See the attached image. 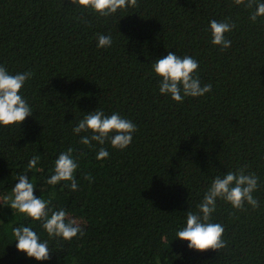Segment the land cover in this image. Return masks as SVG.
Returning a JSON list of instances; mask_svg holds the SVG:
<instances>
[{"label": "trees", "instance_id": "trees-1", "mask_svg": "<svg viewBox=\"0 0 264 264\" xmlns=\"http://www.w3.org/2000/svg\"><path fill=\"white\" fill-rule=\"evenodd\" d=\"M137 4L103 17L69 0H0V66L32 73L20 94L33 113L0 126V240H14L15 227L63 240L10 208L19 175L51 211L80 224L84 235L72 240H180L186 213L198 212L213 179L245 166L259 177V207L236 210L218 198L211 221L224 226V240H264V16L251 21L254 9L234 0ZM211 20L235 24L229 48L211 43ZM97 34L112 45L97 47ZM168 52L196 59L201 85L212 90L180 103L161 94L152 66ZM95 109L136 124L126 149L80 143L90 133L73 128ZM100 147L107 159H96ZM69 148L76 191L47 183ZM226 242L196 251L187 241H48L50 258L37 261L16 241H0V264H264V241Z\"/></svg>", "mask_w": 264, "mask_h": 264}, {"label": "clouds", "instance_id": "clouds-1", "mask_svg": "<svg viewBox=\"0 0 264 264\" xmlns=\"http://www.w3.org/2000/svg\"><path fill=\"white\" fill-rule=\"evenodd\" d=\"M74 6L91 9L100 16L107 17L118 10L128 7H137V0H69ZM235 4H244L246 8L254 11L250 20L255 22L257 17L264 16V0H234ZM235 24L227 21L211 20L209 29L211 43L219 45L222 49L231 46V40L226 34L231 32ZM99 48H107L112 45L110 35L97 34ZM199 63L191 56L180 57L173 52L156 59L152 66L153 72L161 78L159 92L170 95L177 103L185 97H201L212 90L211 84L201 85L197 74ZM30 71L10 74L5 67L0 66V126L20 125L27 117L33 115L28 102L21 96L20 90L26 80L30 79ZM137 126L130 119L123 118L118 113L105 115L102 110L95 109L87 113L73 128V133H90L80 139V143L93 147V142L104 145L109 142L111 147L124 150L132 142L133 133ZM73 149L59 154L54 162V174L48 178L49 185H57L61 181L69 182L71 190H78V184L74 174L79 167L77 159L72 155ZM83 155V154H81ZM109 157V152L100 147L96 156L97 160ZM40 157L34 155L28 161V168L33 169ZM85 179L91 180L90 176ZM18 182L12 188L10 208L25 214L34 221H42V228L49 238L59 237L65 241L84 235L80 224L75 219H69L68 213L63 210L51 211L49 201L37 198L34 195L35 185L27 175H19ZM259 177L255 173H246V166L237 171H229L221 176H216L203 196L202 202L197 206L198 212L186 213V226L177 231L176 237L188 242V248L196 251H218L227 246L223 239L224 226L211 221L212 214L216 210L217 199L228 202L233 209L245 210V204L253 209L259 207V202L253 193L258 189ZM5 199H9L5 197ZM51 211V214L49 215ZM12 235L16 241L17 251L23 252L27 257L37 261L50 258V248L47 240L42 241L40 236L31 227H15Z\"/></svg>", "mask_w": 264, "mask_h": 264}]
</instances>
